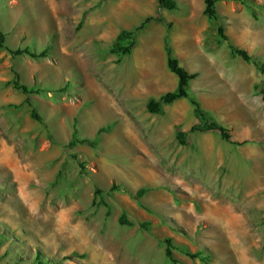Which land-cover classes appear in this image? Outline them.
<instances>
[{
  "label": "rangeland",
  "instance_id": "rangeland-1",
  "mask_svg": "<svg viewBox=\"0 0 264 264\" xmlns=\"http://www.w3.org/2000/svg\"><path fill=\"white\" fill-rule=\"evenodd\" d=\"M176 1L163 14L158 0H0L6 45L48 50L0 49V264H173L166 237L177 264H264V101L255 88L264 75L217 35L223 24L243 47L253 27L255 46L244 48L263 63L264 0L256 16L220 1V22L203 14L204 0ZM158 15L164 22L139 31L131 54L112 53L122 30ZM169 22L175 55L199 72L191 96L247 143L206 131L182 145L177 129L198 122L186 98L148 111L178 84L167 65ZM75 130L97 146H68ZM123 214L132 225L120 224Z\"/></svg>",
  "mask_w": 264,
  "mask_h": 264
},
{
  "label": "trees",
  "instance_id": "trees-1",
  "mask_svg": "<svg viewBox=\"0 0 264 264\" xmlns=\"http://www.w3.org/2000/svg\"><path fill=\"white\" fill-rule=\"evenodd\" d=\"M224 0H204V10L203 14L208 17L210 20H214L216 22L222 21V16L217 9V3ZM236 2H239L243 5L249 6L254 13V16H256V9L258 8V1L257 0H234ZM159 8H166L168 10H176L178 9V2L176 0H158ZM152 21H158V22H164V19L161 15L158 16H147L142 23L134 28L133 30H122L120 34L117 37V41L115 42L114 46L112 47L111 51L114 54H119L122 56H126L128 54H131L136 46L135 36L139 31L144 30L149 23ZM168 27V33L165 37V50L167 54V65L168 68L172 73H174L178 77V84L175 90L168 91L164 94H162L158 98H151L148 101L147 109L151 113H158L161 111L162 106L165 104H171L175 101L186 98L190 100L192 105L194 106V114L198 120L197 123L193 124L188 130H183L182 128L177 129V139L182 145L187 144V137L190 134H194L197 132H206V131H216L218 132L223 139L226 141L236 144V145H242L244 143H247V141L240 142L237 140H234L233 135L229 128L223 126L222 124H219L207 116L205 110L203 109L201 103L194 97L191 96L189 92V86L192 80L196 79L199 76V72L194 71L191 72L188 69H186L180 62V59L175 55L174 48L171 44L170 39V31L173 27V23L169 22L167 24ZM217 35H218V41L219 43L227 42L228 47L234 56H239L242 59H244L248 63H253L255 66L258 67V69L261 71V73L264 75V62L260 63L256 60V58L249 53V51L244 48L236 45L233 43V41L230 39L229 35L225 31V26L223 24L218 25L217 27ZM6 36L4 32L2 31L0 27V49L7 50L9 53H11L14 56L22 55L24 53H28L32 57H47V49L40 52V53H33L28 50L23 49H16L13 50L9 48L6 45ZM123 42H127V45L123 44ZM14 87L16 89L22 90L24 94L28 95L30 91H32L27 85L21 84L18 80L14 81ZM258 93L262 96V99L264 101V85L258 84L255 86ZM29 105L32 106V102L27 100ZM32 116L34 119L38 120L39 122L43 123L41 116L38 114L37 110L35 108L32 109ZM76 130L73 132L72 137L68 143V146L73 147L76 145V143H85L89 144L91 146H97L98 144V137L94 139H81L79 140L77 137ZM118 189V186L113 184L111 186L112 190ZM100 189L96 188L95 193L99 194ZM149 191V188L142 187L140 188L136 194L135 198L140 201L141 198H143L147 192ZM119 222L122 225H132V222L127 218L125 214H123L119 218ZM150 222H144L142 223V227L149 230ZM164 242L166 244L165 248V255L168 260H170L173 264H177V259L174 256V249L175 246L173 245L172 238L166 237L164 239ZM186 255H188L191 258H198L202 255L201 252H191L189 249H183L182 250ZM38 264H47L41 258L38 257Z\"/></svg>",
  "mask_w": 264,
  "mask_h": 264
},
{
  "label": "crops",
  "instance_id": "crops-1",
  "mask_svg": "<svg viewBox=\"0 0 264 264\" xmlns=\"http://www.w3.org/2000/svg\"><path fill=\"white\" fill-rule=\"evenodd\" d=\"M219 3V2H218ZM217 3V4H218ZM179 6V5H178ZM198 7H199V9L201 10L202 9V4L199 2V4H198ZM164 9H166V8H161V10H162V13L164 14ZM168 10V9H167ZM203 10H204V8H203ZM190 11V10H189ZM187 12V16L189 17L190 15H191V12ZM206 21V20H205ZM195 28L196 29H198V26H193V29L195 30ZM248 31V30H247ZM250 32H248V34H249V36L247 37V40H245V39H241V46H243V47H246V48H250V47H254L255 46V43H254V41H255V38H254V36H256L257 35V33H256V31H255V29L253 28V27H251L250 28V30H249ZM248 39H250V41H248Z\"/></svg>",
  "mask_w": 264,
  "mask_h": 264
},
{
  "label": "bare ground",
  "instance_id": "bare-ground-1",
  "mask_svg": "<svg viewBox=\"0 0 264 264\" xmlns=\"http://www.w3.org/2000/svg\"><path fill=\"white\" fill-rule=\"evenodd\" d=\"M129 17H130V16H129ZM131 17H133V16H131ZM127 19H128V18H127ZM132 19H133V18H132ZM125 21H126V19H125ZM125 21H124V23H125ZM131 21H132V20H131ZM122 23H123V22H122ZM130 23H131V22H130ZM125 24H126V23H125ZM127 24H128V22H127ZM154 51H155V50H154ZM150 52H152V51H150ZM149 54H150V53H149ZM152 54H156V53L153 52ZM145 55H146V54H145ZM152 56H154V55H152ZM157 56H158V55H157ZM159 56H160V55H159ZM156 59H157V57H156ZM162 60H163V59H161V61H160L161 63H162ZM158 61H159V60H158ZM151 62H152V61H151ZM155 62H156V61H155ZM161 63H160V65H161ZM152 64H153V63H152ZM155 64H157V62H156ZM157 65H158V64H157ZM157 65H156V66H157ZM152 66H155V65H152ZM161 66H162V65H161ZM161 66H160V67H161ZM158 67H159V66H158ZM38 219H39V218H38ZM72 236H73V235H72ZM74 237H75V236H74ZM74 237H73V238H74ZM88 244H89V243H88ZM86 245H87V244H86ZM90 246H91V245H90Z\"/></svg>",
  "mask_w": 264,
  "mask_h": 264
}]
</instances>
